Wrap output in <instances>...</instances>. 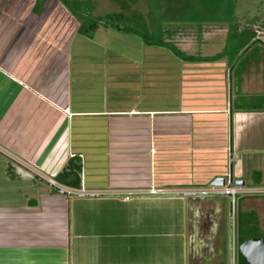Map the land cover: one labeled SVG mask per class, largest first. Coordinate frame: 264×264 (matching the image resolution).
Segmentation results:
<instances>
[{
	"label": "crops",
	"instance_id": "obj_1",
	"mask_svg": "<svg viewBox=\"0 0 264 264\" xmlns=\"http://www.w3.org/2000/svg\"><path fill=\"white\" fill-rule=\"evenodd\" d=\"M55 1L43 0L34 12L36 0H0V264H148L142 258L134 263L119 259L122 252L112 244L105 245L111 236L97 232L73 235L78 240L76 255L80 251L78 256L87 254L89 258L84 262V257L77 256L78 260L71 262L65 195L95 197L93 202L96 196L122 197L116 204L136 210L135 216H127L120 234L128 240L147 237L137 233L138 227L147 228L150 223H141L142 206L178 202L183 231L175 235L180 240L177 254L171 253L174 249L167 250L169 259L165 260L166 250L162 248L149 264H232L225 231L227 227L232 233L234 224L230 213L226 214V202L222 198L214 200L210 184L229 172L232 180V161L241 156L245 160L237 163L238 181L234 183L242 182L244 186V176H249V182L256 186L264 182V57L261 60L247 56L242 65L232 67L225 60L219 70L223 86L220 103L192 108L180 103L179 90H164L166 76L168 82L179 78V73L176 79L174 75L176 58L164 49L144 46L134 37L130 36L128 48L135 45L141 50L139 60L126 51L117 55L115 45L106 55L93 60L78 55L82 63L72 65L70 48L78 34L75 30L69 35L62 17L64 12L69 14ZM102 33L117 44L127 37L108 30ZM259 45L264 49V43ZM52 48L59 49V55L53 54ZM210 63L208 67L197 63V68L204 69L206 75L213 69ZM167 93L172 100L178 96V103L168 109L157 106ZM238 97L249 104L257 98V109H236ZM73 123L77 124L75 141L71 135ZM165 136L173 138V145L183 144L192 157H197L200 148L192 144H204L200 155L221 154L220 165L209 168L208 163L213 162L204 160L198 169L194 158L193 171L197 174L190 182L180 181L181 167H176L174 161L166 172L153 160L165 155V145L170 140ZM89 140L96 148L92 153L82 152L80 144ZM208 143L212 146H205ZM99 148L106 158L102 192L88 188L92 178L86 185L82 174L79 190L52 180L70 157H77L79 163L84 159L91 166L94 180V152ZM8 161L15 164L10 167L13 178L6 174ZM34 173L47 175L53 184L36 181ZM37 190L47 195L37 198ZM149 190L158 193L151 195ZM133 195L148 197H130ZM104 202L114 203L112 198L99 201ZM235 205L236 230L256 225L264 234V198L242 196ZM131 253L132 247L124 249V255Z\"/></svg>",
	"mask_w": 264,
	"mask_h": 264
},
{
	"label": "rangeland",
	"instance_id": "obj_2",
	"mask_svg": "<svg viewBox=\"0 0 264 264\" xmlns=\"http://www.w3.org/2000/svg\"><path fill=\"white\" fill-rule=\"evenodd\" d=\"M81 6L82 9L85 11L91 10L92 15H103L108 12H113L116 10L115 5H112L108 0H76ZM51 2H56L55 0H51ZM57 4V3H56ZM58 5V4H57ZM136 6L138 10L141 13L145 12V7L142 2V0H137ZM175 6V5H173ZM234 17L237 22V26L239 29L242 28H249L254 33L256 39L264 43V0H234ZM63 21L66 22V27L69 29V35L73 33L76 28L78 27V23L71 18L69 15H67L65 12L63 13ZM65 18V20H64ZM255 19V21H253ZM253 21V22H252ZM252 22V23H250ZM54 23H57L56 20H54ZM168 31L175 32L174 34V41L176 45H179L177 48L183 52L184 54L188 56H213L215 53H219L222 49L225 33H226V26L222 24H203L202 30L199 35H197L195 28L188 24H182V23H169L167 26ZM96 35L95 32L92 34L91 37L85 38L82 35H77L76 39L74 40L73 45L70 48L71 51V57H72V65L79 62V59L77 58L78 55L87 56L88 60L91 58L92 60L101 56L106 55L109 49L111 47H116V54L120 55L126 51L131 55V57H136L137 60L140 59V51H138L137 46H131L130 49L128 48V40H130V36L127 35V37H124V40L120 41L118 44L113 42L111 38L108 37L107 34H103V28L97 27L96 29ZM101 31V32H100ZM111 31V30H108ZM113 32V31H112ZM116 34V32L114 33ZM119 34V33H118ZM120 36V35H116ZM136 41H139L138 39L134 38ZM85 40V41H84ZM84 41V43H83ZM81 47V48H80ZM129 50H128V49ZM143 48V46H142ZM56 49V48H55ZM141 49V47H140ZM115 51V50H113ZM60 50L56 49L54 50L52 48L53 54L59 55ZM111 54H115L111 52ZM171 57V55L169 54ZM249 56L250 58H254L255 56H258L261 60L264 57V49L261 48V46L257 43L253 47H251L246 53L241 55V57L238 59L237 66L240 63L241 65L243 62H245V57ZM173 57V56H172ZM80 58V56H79ZM175 79L178 76L179 78L171 82L172 79L167 78L165 82L164 90H179L180 95V103H183L184 105H189L192 108H204L206 106L216 105L220 103L221 100V94L220 91L223 90V86L221 84L220 78H219V70L223 68V64L225 65V62L227 61V58H223L221 60L215 61L210 63L211 65H214L211 70V72L205 73V70H200L197 68V63L192 62H182L175 59ZM226 60V61H225ZM259 61V60H258ZM123 62V59L120 61ZM80 63V62H79ZM82 63V62H81ZM80 63V64H81ZM227 64V62H226ZM202 66H209L207 63H202ZM203 68V67H202ZM173 71V68H172ZM87 73V72H85ZM10 74V73H9ZM181 74V76H180ZM167 75V74H166ZM232 75H234L232 73ZM235 76V75H234ZM179 80V81H178ZM228 80V78H227ZM86 82H88V76L86 75ZM155 90V88L153 89ZM108 104L110 102V99H108ZM178 103V96L171 99L170 95L167 93L165 94V98L163 97V101L159 99L157 102V106H164V109H168L169 105H176ZM74 125V123H73ZM77 126V124H76ZM76 126L74 125V128L72 127V140H74L75 136V129ZM90 130L87 129V131ZM89 132V131H88ZM188 132V131H187ZM96 133H99V130L96 129ZM188 134V133H187ZM86 135H89L88 133ZM91 136V132H90ZM166 140L168 142L165 145V155L162 158V155H158L159 158L153 159L154 162L157 160L162 168L166 169V172L170 170L171 168V162L174 161V165L181 167V175L179 174V180L184 182H190L191 178H194V175L197 174L195 171H193V163L197 162L196 167L199 169L200 163H203V161H212V165L208 163L209 168H215L217 167L221 158V154L218 155V153H208L207 156H201L203 152H201V146L204 147V144H192V146H198L200 148H197V157H192L190 155V152H185V146L183 144H175L173 145V142L171 138L168 136H165ZM175 138V137H174ZM178 140V139H177ZM75 141V140H74ZM90 141V140H89ZM92 142L87 143H81L80 145L82 148H84V151L82 152H90L93 151V147L96 148V144H93ZM73 147L76 145L74 142H72ZM180 145V146H179ZM212 146V143H208L205 146ZM215 146V145H213ZM218 146V145H217ZM100 149L95 152L96 153V178L93 180L92 175V169L89 170V167L91 166L89 164L85 163V160L82 159L79 163L81 165L82 170V177L86 181V185L88 188L96 189V191H100L105 189V178L106 174V158L103 157V152H100ZM151 151V150H150ZM211 152V150H209ZM195 158V159H194ZM14 162L15 159H12ZM245 159L241 158L238 160H233L232 162V183L235 181H238L236 176V167L238 161L243 162ZM90 163V161H89ZM227 163V159H226ZM11 165H15L13 162ZM156 166V164H154ZM197 169V170H198ZM250 171V169H248ZM249 171L247 173H249ZM86 173V174H85ZM36 178L33 175H30V177L33 176V178L38 182H48V176L44 175L43 173H34ZM92 175V177H91ZM28 178V176H24V178ZM264 177V175H263ZM81 178V176H80ZM92 178V181H91ZM50 180V179H49ZM88 181V182H87ZM91 181V182H90ZM244 188H264V182L260 186H256L249 182V176H244ZM90 182V183H89ZM88 183V184H87ZM94 183V184H92ZM94 186V187H93ZM232 186H234L232 184ZM209 187L207 186L206 189ZM102 192V191H100ZM41 194L47 195L45 191L43 190H37V198ZM53 193L49 192L48 195H51ZM65 195V193H64ZM106 196V197H105ZM185 196V195H184ZM216 197H213L214 200H220L222 198L226 202V214L230 213V207H229V201L227 197L214 195ZM259 197V195H253ZM66 197V210L68 214V231H69V244L67 247V251L70 254L71 262H75L78 259L76 258L78 254L81 252L79 251L76 255L77 251V243L78 240L73 238V235L79 234V235H87V234H93V233H103L105 235H110L111 239H106V246H109V244L114 245L119 250V259L123 260L126 258V260L132 263L137 262L138 260H141L144 263H150L153 258L156 257V253L160 251L162 248L166 250V255L164 256V259H169L167 257V250L170 251L171 249H174L171 253L173 255L177 254L180 240L178 241L177 238H175V235L178 233H181L183 231V219L181 217V204L178 202L170 201V202H157L154 204H148L145 206H142L140 208L139 217L142 223L147 220H150V223L147 228L138 227L139 230L132 231L133 233L137 232L138 234L143 233L146 234L147 237L143 238H135V239H124L120 237V234L124 232V228L127 224V216L131 215L132 217L136 215V210H132L131 207L124 208L121 205L116 204L118 200H121L122 197H109L107 195L104 196H96V202H93L92 200L95 197H73L72 195H65ZM130 197H148V196H142V195H133ZM128 197V198H130ZM186 198L192 199L189 196H185ZM261 197L264 198V195H261ZM109 199L112 198L114 203H107L104 202L103 204L99 203L100 199ZM238 198V197H236ZM99 217L105 218V219H98ZM113 217V218H112ZM127 218V219H126ZM232 221H233V228L234 230L232 233H230L229 229L226 227V245L229 250L230 245V236L233 240V254H232V264H237V248L240 244L239 237L242 239H262L264 237V234L260 233L256 227V225L253 226V228L246 229L247 226L245 225L243 232L240 234V231H238V228L236 230V224H237V206L235 205L233 207V214H232ZM0 219H3L0 217ZM160 221V222H159ZM227 222H229V219H227ZM157 223V225H156ZM159 225V226H158ZM78 226V227H77ZM157 226V227H155ZM229 226V225H228ZM78 229V230H76ZM245 230V231H244ZM79 231V233H77ZM251 232V233H250ZM250 233V234H248ZM121 234V235H122ZM155 235V236H153ZM159 235V237H158ZM163 235H170L169 237H161ZM113 237H117L114 239ZM161 237V238H160ZM256 237V238H255ZM83 239H80L79 242L81 243ZM109 243V244H108ZM132 247V253L131 255H124V249L128 247ZM140 253H142V256H140ZM169 253V252H168ZM81 258L84 257V262H87V258L89 256L86 254L83 256L82 254L78 256ZM91 257V256H90ZM171 258V257H170ZM118 261V260H117ZM228 263H229V255H228Z\"/></svg>",
	"mask_w": 264,
	"mask_h": 264
},
{
	"label": "trees",
	"instance_id": "obj_3",
	"mask_svg": "<svg viewBox=\"0 0 264 264\" xmlns=\"http://www.w3.org/2000/svg\"><path fill=\"white\" fill-rule=\"evenodd\" d=\"M42 1L36 0L37 9L35 8L34 12L38 11V6ZM108 1L115 5L116 10L93 16L91 10L85 11L76 0H57L69 16L78 23L76 33L85 38L91 37L99 26L105 30L134 37L144 46L164 49L182 62L207 63L227 58L228 65L232 67L237 64L241 55L257 43L260 44L251 29L238 28L234 17V0H142L145 7L144 13L138 10L137 0ZM169 23L192 25L197 35L200 34L203 24L225 25L226 33L221 51L208 57L184 54L176 47L173 39L175 32H169L167 29ZM258 102L259 100L256 98L249 104L245 98L238 97L236 109H240V107L255 108ZM10 167L11 162L8 161L6 174L9 178H13ZM80 170L78 158L70 157L52 180L66 188L79 190ZM51 192H56V189L51 188ZM239 231L240 234L243 232L241 227ZM248 238L241 239L239 237V241L244 242Z\"/></svg>",
	"mask_w": 264,
	"mask_h": 264
},
{
	"label": "water",
	"instance_id": "obj_4",
	"mask_svg": "<svg viewBox=\"0 0 264 264\" xmlns=\"http://www.w3.org/2000/svg\"><path fill=\"white\" fill-rule=\"evenodd\" d=\"M229 182L231 176L229 172ZM224 185L223 178H217L210 184V188H220ZM234 186L242 187V182L233 183ZM237 258L239 264H264V240L251 239L238 245Z\"/></svg>",
	"mask_w": 264,
	"mask_h": 264
},
{
	"label": "built area",
	"instance_id": "obj_5",
	"mask_svg": "<svg viewBox=\"0 0 264 264\" xmlns=\"http://www.w3.org/2000/svg\"><path fill=\"white\" fill-rule=\"evenodd\" d=\"M65 114H67V111H64ZM68 115V114H67ZM224 185L223 187L220 188H211V194L213 195H219V196H224L228 198L229 201V207H230V219L233 214V207L236 204V197H242V196H247V195H264V188H244L238 187V186H232V181L229 182V174L224 175ZM48 184L52 185L53 181L52 180H47ZM158 193L155 190H149L148 194H155ZM126 198V196H125ZM229 250L230 253L233 254V240L230 236V245H229Z\"/></svg>",
	"mask_w": 264,
	"mask_h": 264
}]
</instances>
